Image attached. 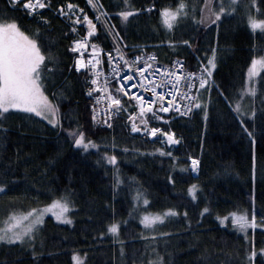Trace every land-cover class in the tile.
I'll return each instance as SVG.
<instances>
[{
    "label": "trees",
    "instance_id": "obj_1",
    "mask_svg": "<svg viewBox=\"0 0 264 264\" xmlns=\"http://www.w3.org/2000/svg\"><path fill=\"white\" fill-rule=\"evenodd\" d=\"M68 2L78 5L77 13L83 8L90 19L95 18L87 0H52L51 9L41 10L47 24L39 17L27 15L19 5L12 7L8 0H0V17L6 10L7 18L15 19L26 33L40 29L38 42L43 45L42 51L46 59L50 55L58 65L53 69L54 81H46V95L59 104L63 129L79 125L86 138L100 148L84 153L74 147L61 127L50 131L45 125L28 123L13 112L6 114L0 128V182L6 185L0 192V213L39 209L64 195L75 207L71 225L44 220L33 244L38 256L32 255L27 244L2 243L0 264H75L74 253L83 258L82 264H141V261L148 264L155 255L152 249L163 257L164 264H248L246 253L253 246L258 253L255 264H264V256L259 254L264 247V228L248 230L245 238L233 229L230 219L224 225L217 219L231 217L233 212H247L251 218L253 208L258 225L264 216V111L261 110L264 106L260 103L264 93H257L254 105L249 97L241 101L249 109L253 106L257 109L254 117L243 116L248 130L254 133L255 143L233 111L251 60L264 51V32L253 31L248 23L250 14L264 19V0H257L259 12L252 0H239L236 11L222 16L218 27L212 24L207 28L191 19L193 3L197 5L195 15L199 19L200 0H186L189 15L178 18L171 30L164 25L160 10L175 9L179 0H129L131 7L141 11L127 22L118 16L124 10L123 0H95L104 5L101 11L110 14V18L102 16L107 29L94 21L96 33L90 37L104 50L113 46L106 32L111 25L123 38L119 44L128 56L154 53L160 64L179 57L188 69H194L202 62L206 65L211 49L216 50V67L205 85L208 91L201 88L198 93L201 108H194L186 119L149 121L151 126L171 128L180 138L176 148H168L145 135H131L127 117L132 107L117 113L109 129L90 123L86 75L69 71L72 60L69 47L75 36L71 32L72 21L57 12L58 7ZM149 5H154L150 12L146 11ZM77 28L78 34L83 35L82 27ZM169 40L178 43L171 47ZM183 40L189 44L179 43ZM260 75L264 77V70ZM62 88L63 97L53 96ZM221 90L230 98L228 101L220 95ZM159 147L171 151L173 156L155 151ZM105 151L118 157L120 178L124 180L118 187H114L112 166L97 164ZM189 157L199 161L194 174L190 171ZM193 184L198 186L195 201L188 195ZM138 192L147 197V205L143 204V198L136 200ZM206 206L210 211L201 217ZM170 207L179 215L167 216L163 223L155 225L157 233L167 235L153 238L151 230L141 225V218L146 212L163 214ZM114 220L120 223L118 237L107 232V226Z\"/></svg>",
    "mask_w": 264,
    "mask_h": 264
},
{
    "label": "snow or ice",
    "instance_id": "obj_2",
    "mask_svg": "<svg viewBox=\"0 0 264 264\" xmlns=\"http://www.w3.org/2000/svg\"><path fill=\"white\" fill-rule=\"evenodd\" d=\"M201 6L199 8L200 16L197 20L195 11L196 3L192 4L193 15L191 19L198 25L209 27L215 24L217 27L222 22V16H228L236 11L239 0H200ZM8 4L12 7L21 6L29 16L39 17L40 21L47 24V17L41 10L51 9L52 0H8ZM88 4L96 11V20H100L101 16H108L110 14L106 11H101L104 8L103 4H97L95 0H88ZM124 10L119 11L118 16L122 22H127L128 18L134 13H138L141 9L131 7L129 0H123ZM253 7L259 12L257 0H252ZM154 5H149L146 11H151ZM78 5L68 2L66 5H61L57 8L60 16L72 21L71 32L78 33L77 25H86V32L80 38L72 40L69 51L78 53L75 56L73 67L76 72L85 70L83 74L88 75L90 83L87 84V94L93 96L94 92L99 93L95 96L96 104L93 105V121L96 120L97 112L96 107L101 100L106 101L103 109V115L111 117L114 113L127 112L129 107L133 111L129 112L128 120L131 122V132L143 133L146 136L156 137L162 143L167 145H175L180 142V138L176 136L175 132L168 128L165 130L159 126H151L150 120L166 121L171 119V116L166 117L165 113L174 112L182 116H188L194 108H201V100L198 95L201 88L208 91L205 85L208 83V77L212 75V69L216 67V50L211 49V55L207 56V64L203 62L200 64L201 70L185 71L184 62L178 57L171 65H160L156 63V55L154 53L140 52L132 57H128L123 47L120 46L119 40L123 38L119 36L118 32H114L115 25L109 28L110 34L115 37L114 48L115 56L112 52H107V61L109 71L103 72L102 57L99 53L104 52L94 37L96 33V24L89 18L88 14L84 12L83 8L76 12ZM160 15L164 25L171 30L174 24L177 23L178 18H187L189 15V5L186 0H179L176 8L164 7L160 10ZM0 128L3 127L2 121L7 119L6 114H10V110H22L28 113H34L36 116L43 117L54 127H61V120L63 116L59 113V104L50 100L47 92L46 81L53 80L55 71L58 67L54 57L48 56L42 51L43 45L38 42L40 29L37 28L33 34H28L19 26L15 19L7 18V11L0 17ZM249 26L255 31L260 29L264 32V19H257L253 15L248 16ZM178 42L169 40L168 44L175 47ZM184 45H188V40L179 41ZM91 54L85 57V51L89 50ZM126 47V45H124ZM122 62V66H121ZM115 65V66H113ZM142 65V66H140ZM51 66V67H50ZM125 69H134V72H125ZM259 69H264V56L258 59L253 58L251 64L247 69V78L245 84L238 89V99L235 102L233 111L237 114L243 130L252 137L255 143V136L253 131L248 130L243 116H255L257 109L253 106L249 109L248 105L241 103L245 97L250 98V103L255 104L257 93H264V77L260 75ZM124 73L123 75H121ZM90 74V75H89ZM103 76V80L100 77ZM259 78V81L257 80ZM115 80L118 87L111 89V81ZM126 82V83H125ZM259 83V87L257 86ZM64 87H67L65 82ZM130 88L142 89L141 94L135 91H129ZM195 90V91H193ZM121 93L124 96L130 97L128 102L122 103ZM143 93H149L146 97ZM223 99L228 101L230 98L224 94L223 90L220 91ZM53 96H64V89L53 93ZM131 98H134L135 104L131 103ZM260 103L264 106V95L260 96ZM203 110V109H202ZM264 111V108L261 109ZM150 114V115H149ZM205 111V115H206ZM105 124L109 126V120L104 119ZM67 132L68 137L73 141V145L78 150L88 153L90 149L99 151L100 146L92 139L86 138L85 132L77 125L76 128L69 126L63 129ZM160 134V135H158ZM116 147L115 143L112 145ZM127 152L128 149L124 148ZM155 151L172 157L171 151H165L164 147L156 148ZM117 155L109 154L108 151L103 152L101 159L97 160V164L103 162L105 165H111L114 170V187H118L124 183L120 178L119 165L117 164ZM176 160V157H173ZM191 160V170L198 171L199 161L194 157H189ZM175 166V165H174ZM256 160L253 157V175H255ZM171 180L172 177L169 176ZM6 189V185L0 182V192ZM188 195L192 200L198 199V186L193 184L188 188ZM143 198V204L149 203L146 196L142 193H137L136 200L139 202ZM253 196V201H254ZM75 207L67 195L61 196L52 201L51 204L45 206V211H52L57 220H63L66 223H72V218L67 215L70 208ZM59 211H54V209ZM209 208L206 206L202 209L200 215L204 216L209 213ZM45 212L37 208H32L25 212H11L4 221V226L0 227V243L15 245L17 242L21 246L27 244L32 248V255L38 256V253L33 246L36 239V232L39 230L38 226L44 223L43 216ZM131 214V213H130ZM179 215L175 208H167L163 214H148L143 215L141 223L145 229H150V235L155 238L157 235H167L166 233H157L154 226L159 221L163 223L167 216ZM187 211L184 212L187 218ZM231 215V224L238 227L239 231L248 235V229H255L257 226L264 228V216L260 218L259 225L257 224V215L253 208L251 218L247 212L236 213ZM217 219L221 224H224L229 217L218 216ZM28 221L27 224L24 222ZM126 223V221H125ZM107 232L113 234L114 237L119 236L120 223L113 221L107 226ZM104 235V233H101ZM155 253L154 257L148 261V264H164L163 257L152 249ZM259 254L264 256V247L259 249ZM121 255H123V247L121 248ZM258 253L255 247L246 253L248 264H255V258ZM75 264H82L83 258L79 254L72 256ZM143 264V261H141Z\"/></svg>",
    "mask_w": 264,
    "mask_h": 264
},
{
    "label": "built area",
    "instance_id": "obj_3",
    "mask_svg": "<svg viewBox=\"0 0 264 264\" xmlns=\"http://www.w3.org/2000/svg\"><path fill=\"white\" fill-rule=\"evenodd\" d=\"M84 27H85V25H84ZM80 37H82V36H77L76 38H80ZM110 51H112V49H111V50H110V49H109V50H104V52L99 53V55L102 57V59H103V57H106V58H107V55H106V54H107V52H110ZM113 52H114V51H113ZM74 54H75V56L78 55V53H74ZM90 54H91V52H90V46H89V50H88V51H85L84 55H85V57H87V56L90 55ZM113 55L115 56V54H113ZM176 59H177V58L172 59L168 64H160L157 60H156V63H157V64H160V65H171L172 62L175 61ZM73 60H75L74 55H73ZM73 60H72V61H73ZM106 60H107V59H106ZM102 64H103V63H102ZM107 65H108V61H107ZM184 65H185V64H184ZM98 66H99V65H98ZM113 66H115V65H113ZM121 66H122V62H121ZM140 66H142V65H140ZM200 70H201L200 66L197 67V68L194 69V70H190V69H188V68L185 66V71H196V72H199ZM108 71H109V68H108ZM108 71H107V72H108ZM129 71L134 72V69H125V72H129ZM107 72H105V73H107ZM123 74H124V73H122L121 75H123ZM89 75H90V74H89ZM100 79L103 80V76H101ZM88 83H90V80H89L88 77H87V78H86V84H88ZM125 83H126V82H125ZM116 87H118V85L116 84V81H115V80H112V81H111V89H114V88H116ZM129 91H135V92H137V94H141V93L143 92L142 89H138V88H130ZM193 91H195V90H193ZM98 94H99V93L94 92V93H93V96H89V95H88V96L90 97V99H91V118H92V115H93V105L96 104L95 96L98 95ZM143 94H144L146 97L149 95V93H143ZM120 95H121L122 100L129 101L130 97H128V96H124L123 93H121ZM131 103L135 104V100H134V98H131ZM105 104H106V101L101 100V101L99 102V104H98L97 107H96V112H97L96 120L93 121V119H92L93 123H95L97 127H99V128H103V129H107V127H109L108 124H105V123L103 122L104 119H108L110 125H112V123H113V121H114V119H115V117H116V115H117V113H114L111 117H106V116H104V115H103V109H104ZM190 114H191V113H190ZM190 114H189L188 116H182V115L176 114V113H174V112H171V110H170L169 113H165V114H163V115H165L166 117L171 116V117H176V118H180V117H182V118H187V117L190 116ZM148 137H149V138H153L152 136H148Z\"/></svg>",
    "mask_w": 264,
    "mask_h": 264
},
{
    "label": "rangeland",
    "instance_id": "obj_4",
    "mask_svg": "<svg viewBox=\"0 0 264 264\" xmlns=\"http://www.w3.org/2000/svg\"><path fill=\"white\" fill-rule=\"evenodd\" d=\"M229 16V15H228ZM250 27V26H249ZM251 28V27H250ZM256 31H261L259 28L258 29H256ZM261 56H264V51H263V53H262V55ZM261 56H259V57H256V59H258L259 60V58L261 57ZM251 64V63H250ZM250 66V65H249ZM248 69V68H247ZM264 69H259V71H260V74H261V72L263 71ZM246 78H247V70H246ZM246 78H245V82H246ZM50 99V98H49ZM51 100V99H50ZM10 112H13V113H15V114H17V115H19L20 117H23L25 120H26V122H28V123H36L37 125H39V123H41V124H43V125H45V127H47L50 131H54V130H56L57 129V127H54L53 125H51L47 120H45L43 117H39V116H36L34 113H28V112H24V111H22V110H16V109H12V110H10ZM129 129H131V127H129ZM151 139V138H150ZM152 139H157L156 137H153ZM160 141V143L161 144H164V143H162V141L161 140H159ZM194 174V173H193ZM136 202V201H135ZM52 202H50L49 204H51ZM49 204H47V205H49ZM46 206V205H45ZM45 206H42V207H40L38 210H40V211H44L45 212V214H44V216H43V220H45V219H51L53 222H55V223H57V224H63V225H71L72 223H73V216H72V213H73V211H74V209H73V207L72 208H70V210H69V212L67 213V215H69L71 218H72V223H66V222H64L63 220H57L56 219V217H55V215H53V212L52 211H45ZM54 211H59V209L57 208V209H54ZM8 217V214H4V213H0V227H3L4 226V221H5V219ZM142 219V218H141ZM229 221H230V224H231V217H229ZM250 219V218H249ZM25 224H27L28 223V221H25L24 222ZM158 223H160L159 221L156 223V225L158 224ZM219 223H220V221H219ZM221 224V223H220ZM225 224V223H224ZM224 224H222V225H224ZM141 225L144 227V225L141 223ZM41 226L42 225H39L38 226V228H39V230H40V228H41ZM231 226L233 227V229L236 231V232H238V233H240V234H242V235H245L243 232H241V231H239V229H238V227L237 226H235V225H232L231 224ZM145 228V227H144ZM252 228H249L248 230H251ZM39 230L36 232V234L39 232ZM148 230H150V229H148ZM0 244H2V243H0ZM5 244V243H4ZM16 244H19V242H17Z\"/></svg>",
    "mask_w": 264,
    "mask_h": 264
},
{
    "label": "bare ground",
    "instance_id": "obj_5",
    "mask_svg": "<svg viewBox=\"0 0 264 264\" xmlns=\"http://www.w3.org/2000/svg\"><path fill=\"white\" fill-rule=\"evenodd\" d=\"M88 1V0H87ZM21 7V6H20ZM22 8V7H21ZM21 10H23V8L21 9ZM24 11V10H23ZM25 12V11H24ZM78 14H80V13H78ZM81 15V14H80ZM94 21H98V22H100L101 24H102V21H103V18H102V16H101V18H100V20H96V16H95V18L93 19V22ZM95 24H96V22H94ZM103 25V27L105 28V29H107L106 28V25H105V23L104 24H102ZM78 26H81L82 27V29H83V31H84V33H83V35L85 34V32H86V25H85V27H84V25H78ZM106 32H107V34H108V36H109V38H110V40L112 41V43H113V47L111 48L112 49V51H110V52H112V54H115V52H113V48H114V41H115V39L113 38V36L108 32V30H106ZM75 36H74V39L77 37V36H83V35H79L78 33H76V34H74ZM72 42V41H71ZM110 49V50H111ZM71 54H72V60H73V55H74V57H75V54L74 53H72L71 52ZM128 56V55H127ZM132 56H134V55H132ZM132 56H128V57H132ZM156 58H157V56H156ZM107 58L106 57H103V59H102V65H99L98 67H102V69H103V72L105 73V72H107L108 71V65H107V60H106ZM71 60V64H70V66H72L73 64H74V60L72 61ZM69 66V71L71 70V71H73L74 73H78V72H76L75 71V69L73 68V67H70ZM194 69H196V68H194ZM194 69H190V70H194ZM84 71L85 70H81V72H79V73H84ZM88 77V75H86V78ZM171 118H173V117H171ZM176 118V117H175ZM180 118H182V117H180ZM188 118V117H187ZM182 119H186V118H182ZM168 120V119H167ZM90 123L93 125V126H96V124L95 123H93V121H92V118H91V113H90ZM99 128V127H98ZM110 128V126L109 127H107V129H109ZM100 129H103V128H100ZM179 143H181V142H179ZM179 143H178V145H179Z\"/></svg>",
    "mask_w": 264,
    "mask_h": 264
},
{
    "label": "water",
    "instance_id": "obj_6",
    "mask_svg": "<svg viewBox=\"0 0 264 264\" xmlns=\"http://www.w3.org/2000/svg\"><path fill=\"white\" fill-rule=\"evenodd\" d=\"M130 134H131V135H137V134L140 135L141 133H133V132L130 131ZM177 146H178V144H175V145H167V144H166V147H168V148H170V147L176 148ZM188 161L190 162V171H191L192 173H195L196 171L193 172V171L191 170V160L189 159Z\"/></svg>",
    "mask_w": 264,
    "mask_h": 264
}]
</instances>
